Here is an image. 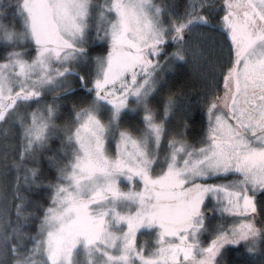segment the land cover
<instances>
[{"label":"snow or ice","instance_id":"1","mask_svg":"<svg viewBox=\"0 0 264 264\" xmlns=\"http://www.w3.org/2000/svg\"><path fill=\"white\" fill-rule=\"evenodd\" d=\"M0 264H264V0H0Z\"/></svg>","mask_w":264,"mask_h":264},{"label":"trees","instance_id":"2","mask_svg":"<svg viewBox=\"0 0 264 264\" xmlns=\"http://www.w3.org/2000/svg\"><path fill=\"white\" fill-rule=\"evenodd\" d=\"M141 239L142 240H147V239H150V237L145 236V237H141Z\"/></svg>","mask_w":264,"mask_h":264}]
</instances>
